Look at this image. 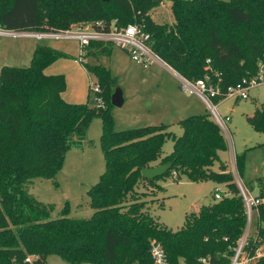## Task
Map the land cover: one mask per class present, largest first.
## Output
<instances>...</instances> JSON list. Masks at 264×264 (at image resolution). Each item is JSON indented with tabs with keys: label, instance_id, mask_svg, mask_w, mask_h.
<instances>
[{
	"label": "trees",
	"instance_id": "1",
	"mask_svg": "<svg viewBox=\"0 0 264 264\" xmlns=\"http://www.w3.org/2000/svg\"><path fill=\"white\" fill-rule=\"evenodd\" d=\"M162 0H0V29L12 32L66 31L73 25L115 21L118 28L139 25L151 35V49L179 77L220 80L236 85L256 73L264 59V0H172L173 23L155 24L150 16ZM112 45L91 43L92 56H110ZM64 54L38 42L30 65L0 69V264H46L50 255L68 264H151L149 244L158 242L169 264H228L246 227L245 209L232 174L220 163L225 149L221 129L209 116L179 122L182 135L168 126L115 132L110 103L115 79L100 66L86 68L100 92L101 105L69 104L61 95L62 75L45 69ZM219 99H214L217 102ZM217 104V103H216ZM93 119L102 125L100 147L106 168L87 192L89 219L52 218L53 207L36 201L28 189L36 179L54 180L70 151L87 143ZM264 135V109L246 118ZM172 140L173 150L162 156ZM241 177L244 154H236ZM170 164L162 177L143 179L141 171ZM182 177L197 183L225 184L221 199L197 206L184 225L171 231L146 210V195L161 191L157 182ZM140 188L149 191H140ZM263 198L264 196H260ZM66 210V208H65ZM264 223V203L259 206ZM251 255L264 244V230L249 240Z\"/></svg>",
	"mask_w": 264,
	"mask_h": 264
},
{
	"label": "rangeland",
	"instance_id": "2",
	"mask_svg": "<svg viewBox=\"0 0 264 264\" xmlns=\"http://www.w3.org/2000/svg\"><path fill=\"white\" fill-rule=\"evenodd\" d=\"M171 3L172 0H162L160 6L151 11L150 16L155 24L171 27L173 21ZM36 43V40L30 38L0 37V69L3 66L28 67ZM44 43L65 55L48 68L56 71L50 75L64 76L66 88L62 93V99L69 104L97 106L98 98L93 91L96 81L87 69L100 66L109 71L115 79V88L122 91L124 102L122 107H113L111 110L115 132L164 125L168 126L167 132L178 138L183 132L179 121L190 116L202 115L209 116L213 121L210 110L197 96L180 89L177 78L165 70L154 72L155 66L149 69L148 75L124 51L116 47L112 46L110 56L95 57L85 52L81 62L78 60L81 49L76 40L59 39ZM172 91L175 94H172L174 93ZM171 95L179 101L183 100L188 111H193L194 114L183 116L184 112H175L170 103ZM248 96L247 100L234 101L229 97L217 102L211 100L212 104L217 103L216 113L221 118L228 116L231 120L226 123L225 131L221 130L225 149L218 152V161L212 166V171L220 172V163L224 164L236 184L239 181L252 196L261 198V195L264 196V135L252 129L246 118L254 113L255 108L264 109V83L251 89ZM101 133V121L93 119L88 128L84 148L67 154L54 180L36 179L28 189L36 201L54 208L52 218H60L63 214L71 219H89L92 216L93 210L89 206L87 192L99 182L106 168L100 147ZM172 150L173 142L167 140L162 147V156L169 155ZM236 154H244L241 177L233 169V158ZM157 184L161 191L146 195L145 208L160 225L171 231L180 229L184 225L186 214L195 207L213 202L215 188H219L223 195L228 192L224 183L217 184L213 180L193 183L184 177L179 180L166 177ZM140 191L149 193L143 188H140ZM260 228L264 230V223L260 224ZM257 229L258 218L253 212L250 227V234L253 237L256 236ZM261 249L264 250V245ZM46 264L68 263L51 255L46 258Z\"/></svg>",
	"mask_w": 264,
	"mask_h": 264
},
{
	"label": "built area",
	"instance_id": "3",
	"mask_svg": "<svg viewBox=\"0 0 264 264\" xmlns=\"http://www.w3.org/2000/svg\"><path fill=\"white\" fill-rule=\"evenodd\" d=\"M0 37L30 38L38 42L72 39L78 42L81 51L91 43L110 44L124 51L134 63L142 67L145 71H148L151 65L159 60L158 56L151 49V35L136 24L118 28L115 25V21L108 24V27L103 21L87 22L73 25L70 29L60 32H12L0 29ZM179 82L180 89L185 93L197 96L210 110L213 121L221 130L225 131L226 123L231 121L230 117L226 116L225 118H221L215 110L217 104H212L211 100H221L227 97L234 101L247 100L249 97L248 92L264 83V59L258 62L254 76L249 79H244L236 85H229L225 88L219 79L214 81L209 77L194 82L180 77ZM93 91L95 94L100 92L97 83H95ZM97 104L101 105L99 99ZM236 185L245 209L246 227L243 236L232 249V255L229 258L228 264H264V250L261 249L264 244L253 255L249 253V240L255 237L250 234L252 215L253 212L256 213L258 227H260L259 206L264 203V198L252 196L247 188L239 181H237ZM213 199L216 201L221 199V190L219 188L214 189ZM255 235H257V232ZM149 255L151 264H169L165 250L158 242L152 241L149 244ZM202 264L210 263L203 259Z\"/></svg>",
	"mask_w": 264,
	"mask_h": 264
},
{
	"label": "crops",
	"instance_id": "4",
	"mask_svg": "<svg viewBox=\"0 0 264 264\" xmlns=\"http://www.w3.org/2000/svg\"><path fill=\"white\" fill-rule=\"evenodd\" d=\"M172 23H173V21H172ZM37 43H38V41H37ZM37 43L34 45V47L37 45ZM34 47H33V50H34ZM82 54V52H80V54H79V56ZM124 59L126 60H128V58H126V57H124ZM129 61V60H128ZM131 63V62H130ZM153 66H155V68H154V72H162L163 70H165V71H167L168 73H170V75H172V76H174L175 78H177L179 81H180V77H179V75L177 74V73H175L169 66H167L163 61H161L160 59L159 60H157L154 64H152L151 65V67L150 68H152ZM49 68L47 67L46 69H45V71H44V73L46 74V75H50V74H54L56 71L54 70V69H49ZM145 71V70H144ZM147 74L150 72V70H148V71H145ZM149 75V74H148ZM172 92H174V91H172ZM172 94H175V92L174 93H172ZM61 97H62V95H61ZM124 103V102H123ZM170 103L172 104V106H173V110L175 111V112H184V115L183 116H185V114H186V116H187V114H194L193 113V111L191 112H189L188 111V107H187V104L186 103H184L183 102V100L182 101H179V100H177L175 97H174V95H171L170 96ZM177 114V113H176ZM170 115H172V114H169V116ZM168 115H167V117H169ZM164 122H166V121H164ZM180 122V121H179ZM234 157H235V155H234ZM233 163H234V165H233V169H234V172H236L237 170H236V167H235V160H234V158H233ZM196 208V207H195ZM51 256V255H50ZM49 257V256H48Z\"/></svg>",
	"mask_w": 264,
	"mask_h": 264
},
{
	"label": "water",
	"instance_id": "5",
	"mask_svg": "<svg viewBox=\"0 0 264 264\" xmlns=\"http://www.w3.org/2000/svg\"><path fill=\"white\" fill-rule=\"evenodd\" d=\"M105 1V0H104ZM173 31V28L170 27V32ZM110 103L113 107L120 108L123 105V94L122 91L119 88H115ZM171 165L170 164H164L160 166H156L153 168H147L143 169L141 171V176L143 179L153 181L157 178L162 177L168 170H170Z\"/></svg>",
	"mask_w": 264,
	"mask_h": 264
}]
</instances>
